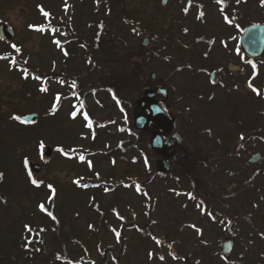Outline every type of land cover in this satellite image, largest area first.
I'll return each mask as SVG.
<instances>
[{
	"label": "rangeland",
	"instance_id": "rangeland-1",
	"mask_svg": "<svg viewBox=\"0 0 264 264\" xmlns=\"http://www.w3.org/2000/svg\"><path fill=\"white\" fill-rule=\"evenodd\" d=\"M94 1L0 0V20L15 31L11 44L0 40V173H3L0 196L5 199L0 205V264H118L108 256L118 254L121 248L125 250L124 255L118 257L121 264H264L261 251L264 246V238H261L264 236V142L256 135L253 137L264 133L262 81L255 76V71L244 76L232 75L230 69L235 67L230 65L231 59L226 58L223 59L226 79L240 91L224 92L219 83L212 84L209 78L210 73L217 70L221 55L215 53L211 61L200 59L199 48L205 47L194 41L204 34L205 37L215 36L217 42L231 35L219 7L203 0L206 5L203 23L196 6L191 16L184 17L181 0H172L168 7H163L161 0H125L129 12H136L134 20L142 21L147 27L142 28L140 37V32L131 31L132 24H128L123 15L118 17L105 9L101 10L103 13H94L92 7H97ZM125 1L112 0L116 13L121 11ZM70 7L71 23L62 17L64 8ZM50 9L47 24L51 28L55 23L69 24L84 43L91 38L88 31L97 28L88 24L94 16H97L96 22L100 18L104 20L105 39L115 37L116 43L122 37L132 46H139L144 36L150 35L151 42L167 32L174 36L175 47L160 54L155 66L158 64L160 80L173 94L172 102L167 105L172 113L176 112L181 129L177 131L187 138L194 135L192 140H186L188 146L201 150L210 160V167L198 166L195 174L197 178L199 174V181L205 182L207 191L216 194L219 200L211 201L203 195L202 200L209 206L202 209V205L197 207L195 195L189 204L191 187L187 177H183L181 183L170 177L150 179L149 161L139 158L135 163L132 153H127L128 161L123 162L98 157L96 148L106 152L126 137L120 134L125 115L106 92L97 91L86 97L92 119L98 124V136L89 134L94 130L92 122L87 128L80 120H71V100H64L63 106L53 111L56 94L62 95L73 86L53 81L49 83V92L41 94L43 84L21 70L17 62L30 70L81 73L85 70L86 49L78 42L64 43L62 34L57 31L54 36L63 40V45H54V36L49 31L45 35L38 31L43 22H48L44 12ZM174 20L180 24L169 28ZM140 22L137 21V25ZM181 25L184 30H177ZM13 44L20 51H16ZM188 45H194V51H185ZM69 51L73 53L70 58L65 54ZM14 60L16 64L10 63ZM185 64L190 67L188 71L176 69ZM146 71L147 76L150 75L151 71ZM253 88L258 89L260 95ZM34 111L40 116L29 126L15 120L20 114ZM84 114L86 111L81 115ZM238 120L244 124L243 129ZM111 130L113 134L108 132ZM248 137L253 139L247 140ZM41 140L53 146L54 153L41 174L30 176L24 162L40 160L37 145ZM242 141L246 142V147L239 158H226ZM61 147L67 156L58 151ZM69 151L76 152L74 158ZM256 152L262 157L251 163L249 157ZM80 155H84L85 161L79 160ZM259 170L262 173L258 174ZM251 175H254V193L243 192L241 183ZM132 178L136 182H132ZM32 179L44 183L37 187ZM102 179L112 183L108 185H112L109 190L100 186ZM76 180L80 181L79 185L93 183L96 187H78ZM116 183L120 185H114ZM49 184L52 189L47 187ZM144 184L150 193L143 191ZM40 204L47 211L42 210ZM232 210L244 216L235 221ZM144 221L149 229L141 225ZM128 225L136 226L128 229ZM116 232L120 233L119 237ZM249 234L257 235L258 239L249 240ZM228 237H233L236 244L231 258L225 259L219 253L220 241ZM12 256L15 259H11ZM107 259L111 261L107 263Z\"/></svg>",
	"mask_w": 264,
	"mask_h": 264
},
{
	"label": "trees",
	"instance_id": "trees-1",
	"mask_svg": "<svg viewBox=\"0 0 264 264\" xmlns=\"http://www.w3.org/2000/svg\"><path fill=\"white\" fill-rule=\"evenodd\" d=\"M177 30H179V28ZM162 41V49L163 51H167L168 48L170 49V47L174 46L173 41H175V38L172 37L171 34H168L162 38ZM120 42L116 43V41L112 39H100L94 44L93 55L84 71L83 79H75V91L82 92L88 88L104 90L114 95L118 103L126 108L127 112L125 113H127V122H125V131L127 134L131 132L130 137L122 142L119 150L125 154L135 149L142 158L149 161V170L157 173L155 162L158 158V154L151 149L149 144L151 130L155 128L156 125L151 124L148 131H137L132 124V113L138 110L137 101L144 95V90L156 88L157 82L163 84V81L160 80V76L157 80H153L146 74V70L157 71L159 68L158 64L155 66V59L162 54L160 53L161 49L156 40L151 47H145L142 43L139 44V46H132L127 39L120 40ZM37 73H39V71H37L36 74ZM51 78H57V76L51 75ZM60 78L67 79V76L61 75ZM172 98L173 95H171L170 100ZM170 109L168 111H170ZM172 115L177 117L175 111ZM168 135L170 137V133ZM189 139L192 140V136H190ZM187 151L188 155L185 156L179 164L175 163V170L177 171L175 175H180L177 176L176 179L187 177V182L191 187L190 192L197 195L198 199H202L203 195H205V197L211 201L219 200L220 198H218L216 194H211L207 191V184L205 182L199 181V174L198 178L195 174L198 166L205 167L206 169L208 166L210 167L209 158H206L204 153L199 149L189 148ZM231 174L232 173H230V176ZM157 175L162 177L161 175L163 174ZM250 185V183L247 184L248 188ZM143 186L144 192H150L146 184ZM2 200L3 198L1 199L0 196V201ZM141 225L149 229V225L145 221ZM135 226L136 225H128L127 228L130 229ZM256 236L257 235L253 234V237ZM24 249L27 250V248ZM5 256L7 255L4 254V259ZM11 259L15 258L12 256ZM17 261L20 262V260Z\"/></svg>",
	"mask_w": 264,
	"mask_h": 264
},
{
	"label": "flooded vegetation",
	"instance_id": "flooded-vegetation-1",
	"mask_svg": "<svg viewBox=\"0 0 264 264\" xmlns=\"http://www.w3.org/2000/svg\"><path fill=\"white\" fill-rule=\"evenodd\" d=\"M182 1H187V3L191 4L190 6L196 5L198 7L199 14L201 12L204 13L203 17H201L203 22L206 21V16H205L206 15V12H205L206 5L205 3H203V0H191V3L189 2V0H182ZM209 1L213 3L212 5H217L219 7L220 12L222 13L221 15L224 16V19H225L224 23L229 29L228 34H231V35L228 36L227 38H223L219 42H217L216 37L212 35L211 36L207 35V37L204 36L205 34L200 35V37L198 36L197 39L194 41L198 42L199 45L205 47L204 49H202V47L199 48V52L201 54L200 59H203L204 61L206 60L211 61L215 53L217 54L219 53L221 55V59L218 60L219 65L216 66L217 70L215 71H216L217 78H218V74H220V77L222 79L220 80V84H222V86H225V87L231 86V87H228L230 88L229 89L230 91L234 93H239L240 89L234 86L236 84H232L231 82H228L226 79L227 78L226 77L227 67L223 61V59H226V58L231 59V63L236 64L240 68L244 69L243 71L244 73H241V75L247 74V73L252 74L256 70L257 73L255 74V76L261 79L262 84L260 85V87H263V91H264V52L262 55L255 57L245 52L241 46V35L243 34V32L248 26L261 25V23L264 24V0H239V2H237V0H225L224 4L219 3L218 0H208V2ZM65 14L62 16L65 19H68L70 15L67 16ZM253 15L256 18H254ZM229 20L231 21V23H229ZM67 22L71 23V19H68ZM92 31L93 30L88 31L89 34L91 35V38H89V40L85 42L84 47L86 48H92V45L94 43L93 41L94 35ZM65 32H66L65 30L61 31V33L65 35L66 43L70 42L69 40L70 37H77V35L73 33L74 30L72 27H70V31L68 32L70 33L69 36H67V33ZM251 52L255 53L253 49L251 50ZM233 74H238V72H234ZM222 76L225 77V79ZM263 91H262L263 94L261 96H262V100L264 101ZM246 93H248V91ZM174 134L175 132L173 131L172 134L170 135V137H172V140L169 139V135L166 134L165 140L166 142L167 141L172 142L169 152L171 153V155H177L179 157V162H180L182 160L181 154L184 153L185 155H188V151H187L188 147L183 142L182 143L178 142V139L174 138ZM260 135H261L260 140L263 143L264 133ZM251 139H253V137L247 138V140H251ZM103 154L104 153H96V155H98V157L102 159L106 157V155H103ZM49 158L50 157H47V158H44V160H41L42 163L45 165L46 161ZM162 158L163 156H160V158L158 159H162ZM134 162L136 163L135 160ZM168 162L170 163L173 162L172 156L169 158ZM198 203L200 205L204 204L203 202H199V201ZM189 204H192V202H189ZM94 208L96 209L97 207H94ZM234 242L236 244V241ZM261 251L264 252V249H262ZM220 252H221V242H220ZM118 253L120 254V256H122L124 255L125 251L119 250Z\"/></svg>",
	"mask_w": 264,
	"mask_h": 264
},
{
	"label": "water",
	"instance_id": "water-1",
	"mask_svg": "<svg viewBox=\"0 0 264 264\" xmlns=\"http://www.w3.org/2000/svg\"><path fill=\"white\" fill-rule=\"evenodd\" d=\"M164 3H167V0H164ZM14 32L11 26H8L5 22L0 21V38L6 39L7 41H11ZM252 37L251 42L249 41V38ZM148 43V41H147ZM242 45L243 48L250 52L251 49L255 51V54L253 55H261L264 51V25L261 24V26H255V27H249L242 37ZM213 75L212 77H214ZM152 77L155 78L156 74L153 73ZM215 78V77H214ZM159 93L164 95L165 97H168V90L165 88H160ZM158 92L154 90H148L145 92V96L141 98L139 102V107L141 108V111L143 110H149V113H139L135 116V127L139 130L145 131L148 129L149 124L151 122L158 123V126L160 129H169L171 130L173 128V124L170 121H166V111L161 107V105L156 101ZM39 117L38 113H27L19 116L20 120L22 121H35ZM175 137L181 138L179 135H175ZM164 137L162 132L160 130H153L152 135L150 137V144L153 150L159 152L160 154H163L166 158L170 157L169 149L171 146V143L169 142L166 144L164 142ZM52 148L49 147L47 149L46 155L51 156L52 155ZM260 154H257L252 158V161L255 162L259 159ZM175 160H177V157L174 155ZM167 159H162L158 163V169L160 172H167L170 170L171 165L166 162ZM43 165L41 163H34L30 161L28 163V169L31 173H39L42 170ZM234 240L230 238H226L222 241V254L229 258L231 256V251H233L234 247Z\"/></svg>",
	"mask_w": 264,
	"mask_h": 264
},
{
	"label": "snow or ice",
	"instance_id": "snow-or-ice-1",
	"mask_svg": "<svg viewBox=\"0 0 264 264\" xmlns=\"http://www.w3.org/2000/svg\"><path fill=\"white\" fill-rule=\"evenodd\" d=\"M189 2H191V0H189ZM218 2L221 3V4H224V3H225V0H218ZM237 2H239V0H237ZM187 10H188V9L186 8L185 11H187ZM41 11L43 12V8H42V7H41ZM44 15H45V16H49L50 13H48V12H44ZM203 15H204V13L201 12V13H200V16L203 17ZM229 23H231L230 20H229ZM30 27H34V26H30ZM39 30H40V31H44L45 29H44L43 27H41ZM52 31L55 32L56 29L53 28ZM185 31H186V30H185ZM54 42L57 43L58 45H59V43H60L59 40H56V41H54ZM12 47H13L14 49H16V51H20V49L17 47V45L13 44ZM65 54L67 55V53H65ZM13 63H15V61H13ZM37 79H40V77H37ZM41 90H42V91H47V89H43V88H42ZM253 91L256 92L257 95H260V91H259L258 89L253 88ZM56 99L59 100V96H57ZM72 115H73V117H75L76 113L73 112ZM85 116L87 117V114H85ZM15 119H20V118H19V117H15ZM88 126L91 127V121H90V120H89V124H88ZM241 139H243V136H241ZM45 147H46V145H45V143H44L43 140H41V141L38 142L37 149H38V152H39L41 158H43V156H44V149H45ZM58 151H60L64 156H67V155H68V153L65 152L64 149H63L62 147H61V148H58ZM79 160H80V161H85V157H84V155H80V156H79ZM113 162H114V161H113ZM25 163L27 164L28 161L25 160ZM87 163H88V166H89V167L92 166V162H91L90 160L87 161ZM29 175L31 176V173H29ZM0 177H3V173H0ZM31 182H32V184L36 185L37 187H39L41 184L44 183L43 180H39V181H37L36 179H32ZM74 182L77 183L78 185H79V183H80L79 180H76V181H74ZM82 186L85 187V188L88 187L87 184H84V185H82ZM47 187L50 188V189H52V185H50V184L47 185ZM53 191H54V189H53ZM189 195L191 196V194H189ZM191 198H192V199H195L194 196H191ZM39 207H40L42 210L47 211L46 209H44V205H43V204H40ZM197 207L199 208V207H201V205L198 204ZM208 214L211 215V213H208ZM48 215L51 216L53 220H56V217H55L51 212H49ZM121 219H123V217H121ZM57 223H58V221H57ZM26 227H29V230L31 231L30 226H27V225H26ZM89 227H92V226L90 225ZM193 227H195V226H193ZM41 231H44V229H41ZM116 236L119 237V236H120V233H119V232H116ZM160 259L163 260L164 257H160ZM93 264H95V262H93Z\"/></svg>",
	"mask_w": 264,
	"mask_h": 264
}]
</instances>
